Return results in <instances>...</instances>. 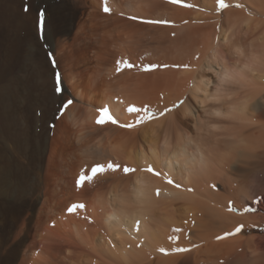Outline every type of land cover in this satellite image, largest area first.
Wrapping results in <instances>:
<instances>
[{"label":"bare ground","instance_id":"obj_1","mask_svg":"<svg viewBox=\"0 0 264 264\" xmlns=\"http://www.w3.org/2000/svg\"><path fill=\"white\" fill-rule=\"evenodd\" d=\"M57 1L35 10L21 0L20 14L4 15L18 30L6 73L40 44L67 93L47 174L33 183L41 193L0 243V264H264V0H225L223 9L217 0H107L108 12L105 0ZM68 14V31L51 27ZM44 72L41 59L36 77ZM15 89L0 106L2 128L30 159L37 146L14 118ZM129 106L152 118L139 122ZM101 108L119 123H97ZM40 117L42 126L49 115ZM108 163L120 168L77 183ZM15 169L0 155L4 194L32 181ZM77 204L85 207L70 212Z\"/></svg>","mask_w":264,"mask_h":264},{"label":"rangeland","instance_id":"obj_2","mask_svg":"<svg viewBox=\"0 0 264 264\" xmlns=\"http://www.w3.org/2000/svg\"><path fill=\"white\" fill-rule=\"evenodd\" d=\"M59 1L60 0L57 1L58 4H59ZM28 6L30 7L33 6L35 10H38V9L43 10L44 7L45 9L47 8L48 10L51 7V4H50V0H32V2L28 4ZM21 7H22L21 0H0V92H1L0 93V102H1L0 106L2 105L3 101L6 98L7 88H9L12 85L14 89L16 88L15 89L16 92L18 90L17 92L18 100L16 101V104L19 109L16 112H19V114L17 113L16 114L17 117L15 116L14 118L18 121V124L21 126V131H23V133L27 131L28 134L34 139L33 143L35 146H37V149L34 150L35 153L33 151L32 156L29 159L26 157L24 152L20 153L21 152L20 147H19L20 150L16 148L17 146L13 148L12 146L13 144L10 141L11 140L10 137L7 138L8 135L4 132V129L2 128L3 120H2V116H0V155L8 156L12 159L15 165V168H16L15 171L16 170L18 171V175L21 171L25 172V170H27L28 171L27 173L29 174V177H30L29 183L32 180L29 186L26 187L23 192L20 189V187L18 188V185H13V187H11L9 191L7 190L5 194L2 193L0 189V243H2L3 245L5 244L7 238L11 237L10 232H15L16 225L14 222L15 221L19 222L23 218H26L30 213H32L31 207H33L34 205V201H32V198L35 199L39 193V191L35 189V186L33 183H34V180L38 179L37 182L39 181V184L42 185L43 178H45L47 174L48 170L46 166L45 156L48 151L47 149L49 148V145L52 140V136L54 132L53 126H55V123H54L55 118L58 117L59 113L61 112V108L63 105L62 103L64 101L63 93L64 91H66L67 93L66 87L64 86V83L62 82V78L60 77V75L56 73L55 71L52 74V69L55 68V65L51 58V53L50 52L47 53V51H45L46 49L42 50L40 44H37V46H35L36 47L35 49L33 47L29 48V46L33 44L27 45L29 49L25 46L24 55H23L24 57L19 62V65H18V67L19 66L20 67L16 68V72H14L11 75H9V72L6 73L7 72L6 66L8 63L7 58H6V50H7L6 43L9 44L8 40L10 39L12 40V42L18 39V34H17L18 30H16L15 23L13 24V26L6 25L4 27L5 25L4 17L6 16L5 15L6 12L8 13V15L10 14L9 12L10 8H16V9L19 8L18 13L20 14ZM36 12L33 13L34 17H36ZM73 21H74L73 16L71 14H68L67 16L63 15L62 17L56 16L55 18H52L50 20V23L53 29H55L56 26H57L56 28L59 27L60 29L64 26L63 27L64 29L62 28V30L66 32L68 31L69 26L70 24L73 23ZM33 30H32V33L29 35V37L34 39V41L38 43V40L36 38V33ZM41 59H43L44 64H45V72H44L45 75L43 74V76H41L40 78L36 76H38L37 66L39 65V62ZM50 66L52 67V69L50 68ZM18 72H19V75H18ZM57 75H59L60 77L59 84L57 83ZM31 78L32 79L35 78V79L32 80ZM6 79H8L9 82L8 81L6 82ZM50 80H52L54 83ZM35 83H37L38 85L37 84L35 85ZM45 93L54 94V96L56 97L55 102L47 104L48 106L47 105L45 106L44 105L45 103L41 104L39 102V97L44 95ZM45 110L47 111V116L49 115V118L43 119L42 126H41L38 120L41 119L40 115L42 114L43 116V113ZM0 111L2 113L1 108H0ZM34 121H35V125H34ZM33 134L35 135V137H33Z\"/></svg>","mask_w":264,"mask_h":264},{"label":"snow or ice","instance_id":"obj_3","mask_svg":"<svg viewBox=\"0 0 264 264\" xmlns=\"http://www.w3.org/2000/svg\"><path fill=\"white\" fill-rule=\"evenodd\" d=\"M173 2H177V0H173ZM217 3L219 4L220 8H227L229 5L225 3V0H217ZM104 10L106 12L110 11L109 7L107 6V0H105V6H104ZM154 23H166V21H152ZM41 26L43 27V19L41 20ZM130 66V65H129ZM187 67V66H185ZM57 83L59 84V75H57ZM73 103L72 100H68L67 104L65 105V107L67 108L69 105H71ZM127 111L130 113H137L138 117H139V122H143L146 119H151L152 117L149 115L150 110L147 108H137L135 106H129L127 108ZM100 115L97 118V123L103 124V123H113V124H117L119 123L116 118L111 114L110 110L107 108H101L99 109ZM140 113H144L143 116H139ZM122 127H134L135 125L132 124H123L121 125ZM118 168H120V165H116V164H112V163H108L106 165L104 164H99L96 165L94 167H92L90 169V175L87 174H81L77 183L79 185H83L86 181L87 182H91L94 178H96L99 175L104 174L105 172L111 170V171H115ZM126 173L128 172H133L135 171V169L132 168H127L125 167L123 169ZM148 171H153V169L149 168ZM171 183V181H169ZM85 207V205L83 204H77V205H73L72 208L69 209V211H73L76 208H83ZM237 232L240 231V228L236 229ZM163 251V249H162ZM176 251H186V249H176Z\"/></svg>","mask_w":264,"mask_h":264}]
</instances>
